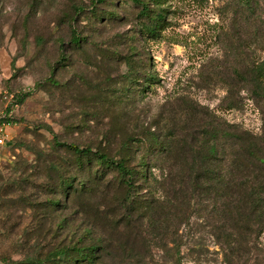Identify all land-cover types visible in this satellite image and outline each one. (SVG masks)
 Here are the masks:
<instances>
[{
  "label": "rangeland",
  "instance_id": "rangeland-1",
  "mask_svg": "<svg viewBox=\"0 0 264 264\" xmlns=\"http://www.w3.org/2000/svg\"><path fill=\"white\" fill-rule=\"evenodd\" d=\"M160 1L162 28L146 38L131 0H0V115L28 94L0 131V264L89 238L106 246L98 264H264V218L236 226L188 179L211 143L215 167L229 170L242 152L234 132L257 137L264 154L253 73L264 62V0ZM128 61L157 79L129 99ZM147 135L172 153L158 155ZM65 144L137 171L145 163L149 178L128 204L117 173L77 172ZM74 176L76 194H54Z\"/></svg>",
  "mask_w": 264,
  "mask_h": 264
},
{
  "label": "trees",
  "instance_id": "trees-1",
  "mask_svg": "<svg viewBox=\"0 0 264 264\" xmlns=\"http://www.w3.org/2000/svg\"><path fill=\"white\" fill-rule=\"evenodd\" d=\"M131 1L132 7L140 9L141 32L146 38L157 37L165 19L161 1ZM79 39L75 36L73 43H79ZM128 70L129 73L122 89L127 99H129L130 93L139 92L142 95L148 92L152 87L151 85L157 82L153 73L147 76L146 79L141 77L131 61H128ZM254 70V83L258 86L256 95L264 98V89L262 88L264 62L255 66ZM27 96L26 93L13 95L16 100L7 107L2 116L0 115V123L11 124L14 121L13 116L10 115L12 109L16 105L23 104ZM245 135L240 132L230 134L231 140L241 146L242 152H239L233 159L231 158L230 164L232 165H229L228 171L220 169L219 166L215 167L218 158V147L215 143H211L207 146L206 154L202 160L194 162V165L198 168L197 173L193 174V171H191L192 175L188 177V179L191 178V182L195 181L194 187L199 196L212 200L214 204L216 202L215 205L228 212L236 226L242 222L249 224L247 221L251 222V220L261 223L264 218V154L259 150L257 137L250 134L245 137ZM144 139L152 143L154 151L158 155L172 153L171 147L162 146L156 135H147ZM138 140L139 138L135 139V141ZM157 145L160 148L157 149ZM64 146L70 156V159L67 157L65 160L75 166L77 172L87 173L89 177L94 179H100L108 171L117 173L115 182L125 189L124 200L128 204H132L135 195L138 194L136 182L148 180L149 178L145 163H141V169L137 171L129 166L127 158H113L102 149L74 144H65ZM74 179L75 176L60 177L58 188L55 189L54 194H76ZM81 190L83 192L87 191L86 187L81 188ZM91 190L89 189V191ZM59 198L49 199L48 203L53 208L57 207L60 205ZM229 237H231V233H226L224 240L229 239ZM104 252H106V246L103 245V240L89 238L85 241H78L73 245L69 244L54 248L45 254L36 252L31 258L22 261L14 262L4 259V264H98Z\"/></svg>",
  "mask_w": 264,
  "mask_h": 264
},
{
  "label": "built area",
  "instance_id": "built-area-1",
  "mask_svg": "<svg viewBox=\"0 0 264 264\" xmlns=\"http://www.w3.org/2000/svg\"><path fill=\"white\" fill-rule=\"evenodd\" d=\"M13 110V109H12ZM12 112V111H11ZM11 114V113H10ZM6 124L5 123H0V131H2L3 130V127L5 126ZM0 143L1 144H4L5 143V139H3V138H0Z\"/></svg>",
  "mask_w": 264,
  "mask_h": 264
}]
</instances>
